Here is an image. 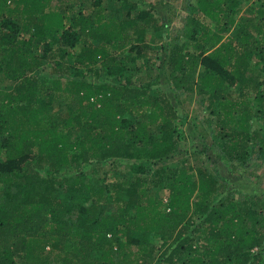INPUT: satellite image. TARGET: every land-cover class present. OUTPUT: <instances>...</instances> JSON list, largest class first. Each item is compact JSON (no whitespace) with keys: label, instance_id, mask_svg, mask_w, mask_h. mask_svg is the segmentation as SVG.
<instances>
[{"label":"trees","instance_id":"1","mask_svg":"<svg viewBox=\"0 0 264 264\" xmlns=\"http://www.w3.org/2000/svg\"><path fill=\"white\" fill-rule=\"evenodd\" d=\"M54 1L0 0V75L15 84L0 90V264H264L261 198L236 200L185 160L152 174L145 164L176 151L187 113L175 102L184 111L181 95L197 93L232 170L255 156L264 170V0H186V41L162 64L173 98L127 76L167 32L156 10L172 0H123L112 17L101 0ZM44 68L57 78L35 74ZM82 165L91 175L63 173Z\"/></svg>","mask_w":264,"mask_h":264},{"label":"rangeland","instance_id":"2","mask_svg":"<svg viewBox=\"0 0 264 264\" xmlns=\"http://www.w3.org/2000/svg\"><path fill=\"white\" fill-rule=\"evenodd\" d=\"M64 0H55L53 5L59 6ZM86 4L90 5L96 0H83ZM108 17L115 16L120 12V6L123 0H101ZM143 7V1L136 0ZM256 6L260 5L259 0H254ZM194 2H192L191 9L193 8ZM10 6L13 8L14 4L11 3ZM255 5H249L246 7L245 16L247 19H251L253 14L249 11ZM171 10V11H170ZM171 12H173L171 14ZM156 13L163 23L168 24V30L166 33H157L151 40L150 46L152 49V56L145 61L141 60V65L139 71L129 73L127 76L131 77L134 86L144 88L150 85V93L158 94L159 92H164L168 94L171 98L174 97V91L171 88L170 79L167 77V73L162 67L163 57L167 53V49L176 43L182 44L186 40L182 38L177 40V32L180 30L185 22L187 16L186 0H172L171 5H165L164 7H158ZM23 15V14H22ZM243 16V15H242ZM171 18V19H169ZM235 29V28H234ZM233 29V31H234ZM79 48L74 49L78 52ZM50 56V55H49ZM49 61L48 66L52 60L46 59L45 63ZM57 61V60H55ZM70 62L67 59V62ZM72 63V62H71ZM98 68V66L96 67ZM39 76L46 78H57V76L48 73V69H40L35 72ZM73 76V74H72ZM85 80H89L94 83H105L110 85H122L125 84V78L119 79H108L104 74L101 77H97L96 74L85 72ZM15 84L9 82L3 75H0V90L5 92H10L14 89ZM182 100L185 102V110L183 111L178 106V101L175 102L177 106V111L181 114L187 113V117L181 119L178 122V131L176 134L177 148L176 151L168 160H163L157 164L152 162H145L148 164V169L151 170V174L157 172V170H167L174 169L181 166L184 162H188L190 166L197 168L202 166L208 168L215 175L219 176L221 183L228 184L232 196L236 200H243L249 198L250 196L256 195L264 201V180H262V166L256 156L248 162V167H237V172L232 170L231 164L229 165L226 159H223L219 154V145L221 144V138L214 133L213 118L205 111L202 105L203 97L199 96L197 93H192L190 95H181ZM181 98L179 100L181 101ZM65 100H58L54 104L53 111L60 115L67 113ZM183 161V162H182ZM118 168L127 173L130 171L131 163L124 161H115ZM63 173L70 174L75 172L83 171L88 175H91V170L86 166L82 165L77 168H67L63 170ZM253 172L255 176L249 178L246 176V172ZM258 176V179H257ZM262 182L261 186H258L255 181L258 180ZM156 195L160 197L164 202H167L168 192L167 191H155ZM159 245L161 244L160 241ZM159 264H166L161 259Z\"/></svg>","mask_w":264,"mask_h":264}]
</instances>
